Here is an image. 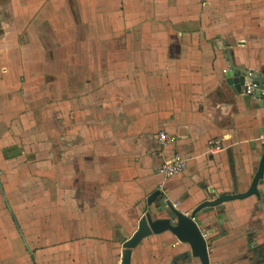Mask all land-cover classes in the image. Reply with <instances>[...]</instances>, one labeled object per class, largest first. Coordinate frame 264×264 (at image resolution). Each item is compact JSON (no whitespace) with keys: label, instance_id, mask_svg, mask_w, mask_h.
<instances>
[{"label":"crops","instance_id":"0c3cea01","mask_svg":"<svg viewBox=\"0 0 264 264\" xmlns=\"http://www.w3.org/2000/svg\"><path fill=\"white\" fill-rule=\"evenodd\" d=\"M0 26V155L22 145L1 157L0 264H123L153 193L175 220L155 205L190 218L249 189L264 107L223 70L264 80V0H0ZM176 153L185 170L159 175ZM258 189L196 217L209 264H264ZM128 264L200 261L166 231Z\"/></svg>","mask_w":264,"mask_h":264},{"label":"water","instance_id":"95a60500","mask_svg":"<svg viewBox=\"0 0 264 264\" xmlns=\"http://www.w3.org/2000/svg\"><path fill=\"white\" fill-rule=\"evenodd\" d=\"M228 70L229 71L226 74L227 83L231 86V88L235 89V92L239 93L241 86L244 82L243 77L239 76L238 73H235L234 72L235 68L231 65H228ZM262 107H264V103H262ZM260 138L261 140H263V142L260 145V153L258 157V169L253 177L249 189L245 193L226 195L219 197L211 202H204L192 212L191 217L196 218L197 216L202 215L203 213L209 211L210 209L224 202H228L232 200H242L250 196H255L257 199H260L261 192L259 191L258 186L264 183V126L261 128ZM0 190L4 197V201L7 206V209L8 211L11 212V209L9 208L7 201L5 199L1 183H0ZM159 195H160L159 191L150 195L147 199V205L148 206L153 205L154 201L159 197ZM165 206L169 209L175 220L167 219V218L153 219L151 217L150 212H146L145 215L139 221L138 230L123 245V248L125 249L123 255V264L129 263V250L133 249L142 239L152 234H160L166 231L173 234L181 243H187L190 246L192 255L200 261V264H209L206 241L203 239L196 223L192 222L189 217H185L184 215L178 213L173 208V206L169 201H166L164 204L161 202L159 203V205H155L156 210H160V208L164 209ZM11 216L12 219L15 221L13 215ZM16 228L20 237L24 241L17 223H16ZM25 247L28 253H30V250L26 244ZM30 260L32 261L33 264H35L34 258L31 254H30Z\"/></svg>","mask_w":264,"mask_h":264},{"label":"built area","instance_id":"2783aa9c","mask_svg":"<svg viewBox=\"0 0 264 264\" xmlns=\"http://www.w3.org/2000/svg\"><path fill=\"white\" fill-rule=\"evenodd\" d=\"M228 69L223 70V74L228 73ZM235 73H238L239 76L243 77V84L240 89V94L242 96L252 97L256 99L257 101H260L264 103V80H262L260 77H258L254 72L249 70H237L235 69ZM156 139L160 145V147H167L175 144L176 138L174 136H169L165 132H160L157 134ZM263 142V140H261ZM209 152L216 153L223 150V147L221 145L220 141H210L208 143ZM186 161L184 157L176 153L173 155V157L163 163L157 170L158 174L161 175L164 178H172L179 174H181L186 167ZM191 221L195 223L196 218L190 217ZM199 229V228H198ZM203 239L206 238V233L204 229L199 230Z\"/></svg>","mask_w":264,"mask_h":264},{"label":"rangeland","instance_id":"374dc122","mask_svg":"<svg viewBox=\"0 0 264 264\" xmlns=\"http://www.w3.org/2000/svg\"><path fill=\"white\" fill-rule=\"evenodd\" d=\"M231 11H233L234 13H235V9H232ZM235 15V14H234ZM0 28H1V26H0ZM11 148H13V149H9L8 151H6L5 153H4V155L2 154V155H0V163H1V160H2V158L1 157H3L5 160H7V159H9V158H12L13 156H19L20 155V151H21V149H22V145H21V143H19V146H18V144H16V146H12ZM8 153V154H7ZM1 166H0V168H2L3 167V162H2V164H0ZM154 206V205H153ZM150 208H152V205H151V207L149 206V208H148V210H149V212H150V214L152 215V210H150ZM153 211H155V215H153V216H156V213H160L161 211H157L155 208H154V210ZM152 217V216H151ZM207 246V245H206Z\"/></svg>","mask_w":264,"mask_h":264}]
</instances>
